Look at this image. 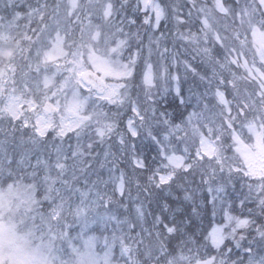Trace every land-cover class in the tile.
Here are the masks:
<instances>
[{
  "label": "snow or ice",
  "instance_id": "obj_1",
  "mask_svg": "<svg viewBox=\"0 0 264 264\" xmlns=\"http://www.w3.org/2000/svg\"><path fill=\"white\" fill-rule=\"evenodd\" d=\"M4 7L40 79L0 69V264H264V0H134L67 43Z\"/></svg>",
  "mask_w": 264,
  "mask_h": 264
},
{
  "label": "trees",
  "instance_id": "obj_2",
  "mask_svg": "<svg viewBox=\"0 0 264 264\" xmlns=\"http://www.w3.org/2000/svg\"><path fill=\"white\" fill-rule=\"evenodd\" d=\"M34 8H39L44 12V23L50 26L48 34L55 38V32L51 29L58 28L61 35H64L67 41L79 42L82 37L86 38L89 30L96 28L97 26L103 32H108L112 29L113 25L119 23L121 16L128 12H133L135 9L132 7L134 0H127V7H121L122 0H75L76 6L72 7L71 0H27ZM171 2V0H169ZM198 2H205V0H198ZM211 4V0H206ZM244 2V0H241ZM111 3L113 5L112 15L105 19V12L107 5ZM176 3L183 5L185 0H176ZM45 6V7H42ZM71 11V14L69 12ZM8 12L4 10V13ZM139 15V13H137ZM219 15V14H217ZM29 17L24 16L15 23H24L27 28ZM41 24L40 17L33 13L31 17V26L38 27ZM28 31V33H27ZM13 40L10 42L0 43V69L3 70L5 76L8 78V84L6 86V92L10 91L12 87L21 89L25 82H28L29 87L34 88V82L40 79V76L35 71H30L29 66H35L38 59L36 56L37 43L34 39H28L27 37H34V34L28 29L23 32H19L17 28L11 30ZM44 34H42L43 36ZM20 39V40H19ZM19 40V42H17ZM14 82V83H13ZM191 79L184 83L185 90L190 86ZM7 96H0V104L4 103ZM172 97L169 96V101ZM178 104V101L176 102ZM168 111L174 116H178L179 109L174 111L173 108H169ZM10 124L7 120L0 121V135H3L5 129H9ZM107 179V175H105ZM203 195H207L205 192ZM234 215H240L239 209L233 211ZM223 223V212L218 207L215 220L211 217L210 213L203 215L199 221L200 230L203 232L206 229H210L213 224ZM101 230L96 231V235H100ZM117 257L119 256V250H116ZM122 264V262H121Z\"/></svg>",
  "mask_w": 264,
  "mask_h": 264
},
{
  "label": "rangeland",
  "instance_id": "obj_3",
  "mask_svg": "<svg viewBox=\"0 0 264 264\" xmlns=\"http://www.w3.org/2000/svg\"><path fill=\"white\" fill-rule=\"evenodd\" d=\"M2 4H3V2L0 0V6L2 7V9H0V12H3L4 10L9 12V9L5 8L4 5L2 6ZM8 12H6V13H8ZM17 25L19 26V24H17ZM22 25H24V23ZM26 26H27L26 29H29V23H27ZM13 36L19 37V35H12L11 31L5 30L2 34H0V41H8V42H10V41L13 40ZM19 40H17V42H19Z\"/></svg>",
  "mask_w": 264,
  "mask_h": 264
}]
</instances>
